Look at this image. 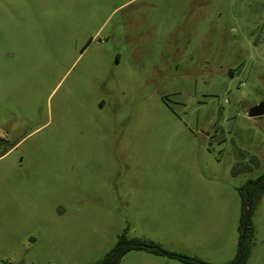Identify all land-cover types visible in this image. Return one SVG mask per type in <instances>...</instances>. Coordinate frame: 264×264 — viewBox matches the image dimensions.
I'll use <instances>...</instances> for the list:
<instances>
[{"label":"rangeland","instance_id":"1","mask_svg":"<svg viewBox=\"0 0 264 264\" xmlns=\"http://www.w3.org/2000/svg\"><path fill=\"white\" fill-rule=\"evenodd\" d=\"M262 100L264 0H0V264L233 261Z\"/></svg>","mask_w":264,"mask_h":264},{"label":"trees","instance_id":"2","mask_svg":"<svg viewBox=\"0 0 264 264\" xmlns=\"http://www.w3.org/2000/svg\"><path fill=\"white\" fill-rule=\"evenodd\" d=\"M0 146L5 149V152H7L12 147L9 141L4 137H0ZM239 192L242 200V220L240 227V238L238 240V254L236 255V258L233 261L225 264H246L247 262L254 235V226L251 222L250 214L253 205L264 194V173L257 179H250L247 183L241 185L239 187ZM246 212L249 213V217L245 229L242 230L243 218ZM134 249L147 250L155 254L176 256L192 264H211L209 262L194 257L170 251L158 244L137 237L130 238L126 235V233H122L119 236L116 244L102 257L99 264H117L119 259L124 256V254Z\"/></svg>","mask_w":264,"mask_h":264},{"label":"water","instance_id":"3","mask_svg":"<svg viewBox=\"0 0 264 264\" xmlns=\"http://www.w3.org/2000/svg\"><path fill=\"white\" fill-rule=\"evenodd\" d=\"M248 115L249 116H260V115H264V100H262L261 102L257 103L256 105L252 106L249 111H248ZM250 207V204H249ZM249 217V213L246 212L243 218V225H242V230L245 229L246 224H247V220ZM114 264V263H111Z\"/></svg>","mask_w":264,"mask_h":264}]
</instances>
